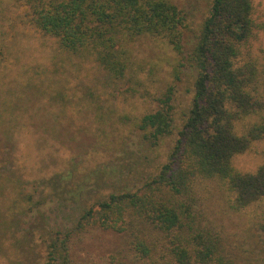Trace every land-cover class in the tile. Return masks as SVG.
Here are the masks:
<instances>
[{
    "label": "trees",
    "instance_id": "obj_1",
    "mask_svg": "<svg viewBox=\"0 0 264 264\" xmlns=\"http://www.w3.org/2000/svg\"><path fill=\"white\" fill-rule=\"evenodd\" d=\"M3 1L0 74L5 75L10 71L3 70H11L15 30L12 9L2 6ZM16 2L26 24L53 38L65 56L92 61L109 86L128 81L131 92L141 86V66L133 61L131 48L139 37H158L177 53L182 50L185 15L171 0ZM256 19L253 0H209L187 59L194 71L189 106L166 161L134 189H96L86 196L69 173H55L34 185L39 192L35 199L23 186L31 180L22 179L16 167L14 134L22 127L44 129L23 116L31 119L40 113L32 109L42 107L50 83L34 72L0 78V250L18 217L53 197L73 202L78 213L71 225L61 228L49 225L38 211L27 236L39 239L44 264H264L263 256L235 252L237 243L252 245L249 234L264 236V163L252 171L233 165L235 156L264 139V61L250 49L251 40L264 29ZM173 89L169 84L158 98L159 108L134 122L149 147L174 130ZM57 90L51 88L50 100L64 105L69 99ZM86 94L88 101L99 99L92 91ZM96 231L120 238L103 263L75 251V246L84 250L87 234Z\"/></svg>",
    "mask_w": 264,
    "mask_h": 264
},
{
    "label": "rangeland",
    "instance_id": "obj_2",
    "mask_svg": "<svg viewBox=\"0 0 264 264\" xmlns=\"http://www.w3.org/2000/svg\"><path fill=\"white\" fill-rule=\"evenodd\" d=\"M171 1L185 15L182 50L177 53L158 37L142 36L135 40L131 46L133 61L141 66L139 79L143 82L133 92L129 90L128 81L109 86L92 61L79 62L75 57L60 53L53 38L24 22L16 0L3 1L2 6L12 9V14L8 12L14 24L15 38L11 70H3L10 72L0 74V78L10 75L24 78L34 72L51 85L44 102L39 103L42 107L33 106L32 110L40 113L31 119L28 115L23 116L26 122L44 124V129L22 127L14 134L16 167L22 179L32 182L23 185L27 191H33L38 180L55 173L64 176L69 173L72 182L84 187L86 196L96 189L103 193L124 186L134 189L166 161L177 136L176 128L181 126L190 103L194 71L187 59L194 35L209 6V0ZM253 1L256 20L264 25V0ZM250 45L252 55L264 61V29L257 32ZM176 76H179L178 80ZM169 84L174 88L171 101L174 130L155 147H149L142 142L134 122L142 114L159 108L158 98ZM51 88L58 89L55 93L67 95L69 101L63 102L64 105L54 104L49 96ZM88 90L99 99L88 101ZM24 103L28 105L29 101ZM261 163H264V139L233 159L234 167L240 171H252ZM33 192L34 198L38 199L39 192ZM260 208L264 211V201ZM38 211L44 213L49 225L61 228L71 225L78 213L73 202L62 203L52 197L32 212L21 215L16 228L13 227V235L8 234L3 242L0 264H44L41 257L44 249L38 245L39 239H33L30 234L27 236L35 220L39 219ZM234 229L242 231V227ZM261 234L256 231L249 234L248 241L252 245L237 243L239 249L235 252L252 258L264 257V236ZM119 242L120 238L114 234L96 231L87 234L82 244L84 250L75 246V251L80 257L103 263L105 256Z\"/></svg>",
    "mask_w": 264,
    "mask_h": 264
}]
</instances>
